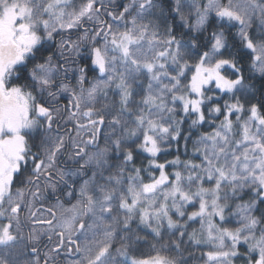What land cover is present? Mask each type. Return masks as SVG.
Returning a JSON list of instances; mask_svg holds the SVG:
<instances>
[{
    "label": "snow or ice",
    "instance_id": "1",
    "mask_svg": "<svg viewBox=\"0 0 264 264\" xmlns=\"http://www.w3.org/2000/svg\"><path fill=\"white\" fill-rule=\"evenodd\" d=\"M110 2L114 4V0ZM104 5L105 0H86L78 8L73 7L72 0H0V246L11 248L23 241L20 214L27 208L28 219L36 217L32 209L41 197V178L53 194L57 192V186L48 183L55 169L60 180L72 189L65 194H78L79 199L59 217L47 209L52 219L35 222L48 225L49 239L53 233L59 237L52 251L56 255L63 252L67 264H114L110 248L117 224L128 229L138 215L140 223L159 236L165 221L169 229L183 227L170 211L174 209L182 218L185 206L196 201L198 210L188 214V220L199 218L201 229L190 238L197 244L205 240L213 246L205 253L207 264H233L234 258H242L246 264H264V209L259 208L264 205V113L257 103H251L248 118L240 125V139H235L231 117L235 114L237 122L241 120L245 105L238 94L246 93L249 86L226 34L239 25L236 35L251 55V67L264 77V42L254 41L249 33L254 17L258 16L264 25V0H207L203 5L191 0L196 16L192 25L182 12L181 0H175L173 11L193 33L187 40L177 39L166 19L163 34L159 24L144 22L157 7L156 0H132L122 11H105L110 21L100 19ZM133 8L136 12L129 21L126 17ZM213 14L219 31L211 33L209 47L195 34L206 31ZM85 21L99 27L89 31ZM82 27L84 31L77 40L65 35ZM53 45L55 52L50 51ZM77 59L84 61V67H66ZM229 70L230 75L226 74ZM69 71L79 74L74 86L64 83ZM88 71L98 75L89 81ZM143 77L148 80L147 88L143 89L138 111L133 112L130 105L137 94L134 86L141 88ZM86 83L88 88L84 87ZM113 87L119 95V108L111 115L109 105L97 108L96 104L98 97H107ZM225 95L235 100H225L221 106L219 101ZM65 96L64 123L76 130L68 160L79 164V169L72 172L56 167L65 149V137L50 135L53 124L62 119L61 109L55 106ZM178 108L185 118L191 117L190 130L203 126L209 117L213 121L220 116L223 119L194 141V154L200 157V163L184 161L183 171L176 170L170 176L166 168L169 164L179 167V157L165 163H158L157 157L164 150L162 141H178L181 136L184 121L174 119ZM125 113L134 119H125ZM166 117L172 122H166ZM106 121L111 132L100 147L98 141ZM40 133L42 144L47 145L42 155L32 153L29 145V139ZM190 138L184 137L186 141ZM129 141H139L136 149L147 154L148 167L158 169L159 177L152 175L145 183L142 169L134 168L127 176L125 189V166L134 161L133 149L126 147ZM89 146L95 150L89 151ZM113 152L117 158L122 153L123 162L105 176L112 167L109 160ZM89 168L91 177L74 189L66 177L86 176ZM17 181L23 187L13 190ZM206 183L210 186L205 187ZM29 191L31 200L27 198ZM245 194L250 197L247 201ZM116 200L122 221L119 215H112ZM233 200L243 201L231 213L238 217L234 229L223 226L229 223L226 212ZM217 217L219 225L214 222ZM101 229L103 239H97ZM29 240L31 252L36 254L39 237L35 229ZM241 243L247 245L244 254L238 251ZM127 247L124 244L116 250L124 258L122 264H176L159 253L148 259L130 257ZM49 261L55 264V258L45 254V264ZM0 264L10 262L0 257Z\"/></svg>",
    "mask_w": 264,
    "mask_h": 264
},
{
    "label": "trees",
    "instance_id": "2",
    "mask_svg": "<svg viewBox=\"0 0 264 264\" xmlns=\"http://www.w3.org/2000/svg\"><path fill=\"white\" fill-rule=\"evenodd\" d=\"M158 3L159 8H162L163 11V17L166 19V22L168 26H171L173 29V34L176 36L177 39L181 40H187L189 36L193 35V33L190 32L188 27H185L182 25L179 20L177 19L176 12L173 11L174 4L172 0H156ZM113 5V3H110ZM258 17V16H257ZM254 17L252 20V25L249 28L250 36L254 39L256 42H264V25L261 24V21L259 18ZM211 23L206 25V31L201 33H196L199 41L203 44L205 41H207L208 46L210 47L211 42V33L216 30L219 31V27L216 25L215 17L212 16L210 18ZM239 25L229 29L227 31L228 36V42L231 46L232 50L237 53L235 55V59L237 61V66L241 69V74L245 78V84L249 86L248 91L244 94H238L241 98V103L245 105V111L242 113V117L248 116L247 108L250 106L251 103H257L260 106V110L262 113H264V77H261V75L252 69L251 67V55L248 53L247 50L243 49L242 42L240 41L239 37L236 35L238 32ZM204 49L202 48L201 51ZM84 67V63L82 66ZM88 74V72H87ZM94 77L98 73H91ZM226 74H231V70H229ZM92 75L89 77L92 79ZM23 83V81H21ZM87 84V83H86ZM219 95V93H217ZM228 100L229 102H233L235 100V97H229L227 95L223 96L222 99H220L219 103L221 106H223L224 101ZM205 113L207 114L208 106L205 107ZM233 116V115H232ZM210 118V117H209ZM208 118V121L203 124V126L197 128V129H191L190 130V124H191V117L185 118L181 113L178 114V121L183 119V123L180 125L181 128V136L178 138V141H171L165 142V148L162 147L164 150L158 154L157 162L158 163H165L166 161H171L173 159H176L179 157L180 161L182 162L179 167H174L172 165H168L166 168V172L171 176V174L176 170L183 171V162L184 161H193L195 163L200 162V157L196 154H194L193 150L195 148L194 141L199 137L200 134L204 132H211L213 129V124H208L210 119ZM222 119V116H220L218 119ZM232 118V117H231ZM220 119V120H221ZM111 132V129L108 127L106 129V132L104 136L102 137V141H105V137ZM41 134H36L35 139H29V145L33 151H37L38 153L40 150L39 145L35 141H40ZM117 135H119V130L117 131ZM191 136L190 139L187 141L184 139L185 136ZM238 135H240L238 133ZM113 139L115 136L112 137ZM104 146V144H103ZM134 151V161L131 164L126 165V168H129L130 170L134 168H141V178L143 182H148L151 179L152 175H157L159 170L154 168L148 167L149 157L147 154L142 153L138 151L135 147H132ZM123 162V154L119 156V158L116 157L115 153H110V160L109 163L112 165V167L107 172L116 171V165H120ZM143 169H148L147 171H143ZM153 173V174H152ZM186 175V173H185ZM125 176V175H124ZM174 179V177H172ZM125 180H127L125 178ZM249 195H244V201L249 200ZM231 202H234L231 201ZM237 202H243L238 200ZM192 206V205H191ZM191 208V207H190ZM259 208L264 209V205H259ZM259 215V213H256ZM216 220V219H215ZM217 224H220V221H215ZM199 224V221H191V224ZM229 223L231 221L229 220ZM136 223H132L133 231H143L144 233H141L140 241H136V237L133 235L134 241H132V246L134 248L142 249L143 247H146L148 250L147 254L141 253L140 256L145 255L144 257L150 256V251L154 250L155 246H160V255L165 252L164 256L170 259L175 260L176 264H204V257L206 250H204V247L199 244H195L192 239L184 238L183 235L177 234L174 230L168 229L163 231V233L159 236H157L154 232L144 229V228H138L135 226ZM135 227V228H134ZM125 232V230L123 229ZM126 233V232H125ZM176 234L177 241L173 239V236ZM177 244H179V247H177ZM153 248V249H152ZM158 249V247H157ZM247 250V245L241 243L238 246V251L241 254H244ZM147 251H145L146 253ZM141 258V257H140ZM234 262L236 264H246V261L242 258H234Z\"/></svg>",
    "mask_w": 264,
    "mask_h": 264
},
{
    "label": "rangeland",
    "instance_id": "3",
    "mask_svg": "<svg viewBox=\"0 0 264 264\" xmlns=\"http://www.w3.org/2000/svg\"><path fill=\"white\" fill-rule=\"evenodd\" d=\"M106 1L107 0H105V2ZM83 2H86V0H72L73 7H75V8H78L80 6V4L83 3ZM172 2H173L174 7H175V0H172ZM206 2H207V0H199V3L201 5H203ZM222 2L226 3L227 0H222ZM130 3H132V0H131ZM130 3H127V4H130ZM156 4H157V7L153 10L152 15L147 16L144 22H147L148 20H152L155 23L159 24V29L158 30H159V32L161 34H163L166 31V25L164 23L165 18L163 17L162 8L161 7L159 8L157 2H156ZM113 5H116V4H113ZM181 5H182V12L185 15V17L187 18L188 25L194 24L195 23V20H196V16H195L194 12H192L191 7H190L191 0H181ZM130 12H132L135 15L136 9L133 8V9L130 10ZM176 14H177V19L179 20V22L182 25L185 26V22L181 20L180 14H178V13H176ZM212 16H214V14ZM129 21H130V19H129ZM166 24H167V22H166ZM129 26H131V25L129 24ZM121 29L123 30V23L121 24ZM238 30H239V28H238ZM78 67H79V65H76L75 67L70 66L69 69L74 70V69H76ZM71 74L72 75L73 74L75 75V79L71 82L70 86H74L76 84V78H77V76L79 74L78 73H75L74 71H70V75ZM96 75H98V74H96ZM189 75H191V74L189 73ZM93 79L94 78H92V79L89 78V81H92ZM147 84H148L147 78L146 77H143L141 79V88L135 89V86H134V90L137 92V94L132 97V102H131V105H130V107L133 110V112L138 111V107L137 106L140 105V101L142 100V97H143V94H144L143 93V89H146L147 88ZM89 86L90 85L88 83L85 84V88H88ZM169 100H170V98H169ZM105 104L109 105V108L107 109V111L110 112L111 115H114L116 113V111L118 110V108H119V95H118V92L114 89V87L112 89H109L108 90L107 97H104V96L98 97V101H97L96 107L97 108H101ZM179 113H181L184 116L183 112L182 111H179V108H178L177 114H176V116L174 118L176 121H178V114ZM111 115H108V117H107L108 120L111 119ZM240 116H241V120L239 122H237V118H236V115L235 114L231 118L233 120V123H234V129L233 130H234V133H235V139H240V135H238V133L241 134L240 125L243 123L244 120H246L248 118V116L242 117V113L240 114ZM124 118L125 119H129V120L134 119V117L129 118L127 113H125V117ZM220 119H216L214 121L212 119H210V121H209L208 124L209 125L210 124H213V126L215 127V125L216 124H219L220 121L223 119V116H222V119L221 120ZM166 122L171 123L172 122V118L166 117ZM107 128H108V126H107V121H106L105 126H103L102 137L104 136ZM50 135L55 136L52 131H51ZM42 138H43V135L41 136L40 143H39V147H40L41 154L43 153V148L47 146L45 144H42V142H41L42 141ZM138 142L139 141H137L136 143H138ZM165 142L166 141H162L161 142L162 143V147H164V148H165V144H164ZM136 143H132L131 141H129L126 144V147H131L132 146V147H135L136 148ZM192 150L194 152V149H192ZM198 163H200V162H198ZM126 169H127V171H125V173H124V175H125L124 178L127 179V176H128V174H129V172L131 170L129 168H126ZM112 172H114V171H112ZM108 174H109V172H105V176H107ZM154 176L159 177V172H158L157 175H154ZM148 182H150V181H148ZM148 182H145V183H148ZM21 186L23 187V185H21ZM209 186L210 185H208L207 183L205 184V187H209ZM126 187H127V180H125V185H124V188L125 189H126ZM194 190H195V188H193V191ZM157 196H158V199L159 200H162V196H160L159 194H157ZM31 199H32V196L30 195L29 200H31ZM78 199H79V196H77V200ZM77 200L74 201L72 204H70V206L67 209L71 208L73 204L77 203ZM237 201L238 200H234V202H231V201L229 202L230 207L227 210L226 215L229 217V220L231 221V223H227V224H225L223 226L230 227V228H233V229L235 227H238V224L236 223L238 217H235V216H232L231 215V213H233L235 211V205L237 203H240V202H237ZM66 202L71 203V197L67 196ZM114 203L118 207V200L114 201ZM168 203H169V205H171V201L170 200H169ZM5 207H7V205H5ZM198 207H199V202L198 201H196L195 204L192 205V206L191 205H186L185 206V216L182 217V218L179 217V216H177L175 214V210L174 209L172 211H170V215L172 216V218L174 220H178L180 222V224L183 225V227H181L179 229H171V230H174L175 232H177V234H180V235H181V232H183V237L184 238H187L188 240L191 239L190 237L192 236L193 232H196L197 234H199L200 233V229H201L200 219L197 218L195 220H188V214H190L193 211L198 210ZM63 210H60L59 211V214H61V212H63ZM112 215H119L121 221L123 219V213L118 208H116V211H114ZM28 216H29V212L26 213L24 219H22L21 218V215H20L21 232H22L23 237H24L23 241L19 242L16 246L11 247V248H6L4 246H0V257L6 259L8 262H10V264H26L27 260L30 259V257H28L30 255H29V253L27 251V246L25 244V237L27 236V234H32L33 229H35V231L37 230L38 232L41 231V227L42 226H40V225L35 226L34 223L32 222V220H29L28 219ZM215 219L219 221V218L218 217L215 218ZM109 220H111V217H109ZM191 221H195V222L196 221H199L200 223L199 224H195V223H192L191 224ZM3 222L6 223L7 221L4 220ZM88 222L90 223L91 220L89 219ZM133 222L136 223L137 226L136 225L135 226L138 227V228L140 227V228H144V229H147V230L152 231L150 227H147V226H145V225H143V224L140 223L139 216L138 215L130 223H133ZM262 227H264V225H262ZM131 228H132V224H131ZM123 229H124V227H123V224L122 223H119V224L116 225V233H115L114 239L112 241V243H115V244H112V245H115V249H113L111 251L112 256L115 258L114 264H122V261H123L124 258L121 257L119 255V253H117L116 250L118 248H120L122 245L126 244V241H125L126 239H128V241L131 240V247L127 244V246H128L127 247V251H128V254H129L130 257H135L137 259H148L150 257H155L158 253L160 254V246H155L154 247V250H151L150 251V256H147V257H144L145 255L140 256L142 252H143V254H147L148 253L147 248L146 247H143L142 249L134 248L132 246V241H134L133 235L137 238L136 239L137 242L140 241V238L142 236L141 233H144V232L141 231V230L137 232V230L136 231H133V229H132L130 231V233H128V232L125 233L123 231ZM168 229L169 228L167 227V221H165L164 224H163V226L160 229V233L162 234L163 231L168 230ZM100 231H103V230L101 229L98 232H100ZM98 232H97V234H98ZM256 235L257 236L260 235L259 229H257ZM100 236H101L100 239H103V234L100 235ZM172 236H173V239H175V241H177V237L178 236L176 234H174ZM96 238L99 239L98 235H97ZM195 244H197V243H195ZM112 245H111V248H112ZM199 245H201V247L202 246L204 247V250H206V253L208 251L212 250V248H213V246L211 244L207 243L205 240H201V242L199 243ZM157 247H158V249H157ZM145 251H147V252L145 253ZM164 253L165 252H163V254H161V255L164 256L165 255ZM35 258H38V257H35ZM34 262H35V259L32 258V261L29 262V263H27V264H34ZM204 264H207V257H206V255L204 257ZM233 264H236V263L233 262Z\"/></svg>",
    "mask_w": 264,
    "mask_h": 264
},
{
    "label": "flooded vegetation",
    "instance_id": "4",
    "mask_svg": "<svg viewBox=\"0 0 264 264\" xmlns=\"http://www.w3.org/2000/svg\"><path fill=\"white\" fill-rule=\"evenodd\" d=\"M131 0H114V4L116 5H111L110 0H107L105 2V5L103 8H101V16L100 19L104 20V21H110V18L106 17L104 15L105 11H122L123 10V6L126 5L127 3H130ZM100 5L98 4L97 7H99ZM134 15L132 12H130L129 16L126 17L127 20L131 19V16ZM85 27H87L89 29V31H92L93 28L95 27H99V25L95 24L94 22H88L85 21ZM84 31V28L82 27L79 31L77 30H71L69 33H66L65 35L72 39V40H77L78 37L81 35V33ZM60 37L57 36L56 40L57 43L59 41ZM51 52H55L56 51V46L53 45V47L50 49ZM56 57H54L55 59ZM61 63H63V61H61ZM84 63L83 60L77 59L74 61H70L66 67L69 68L70 66L75 67L76 65L82 66V64ZM61 71L63 72V69H61ZM91 71H88V79L89 77L92 75ZM92 77L94 78V76L92 75ZM75 79V75L71 74L70 75V71L67 73V78L64 80V83L66 84H71V82ZM85 87V85H84ZM67 103V97L65 96L63 99L60 100V102L55 106L57 108H60L62 111V119L58 120L56 123L53 124L52 126V132L53 134L56 135H62L65 137V149L61 151V153L58 156V162L56 167L61 169L62 171L65 172H72V171H77L79 169V164L74 163L72 161L68 160V155L69 153L72 151L71 148V137H74L76 135V130L75 128L69 124V125H65L64 121L67 118V113L63 112V107L66 105ZM69 129H71V131H69ZM103 132V130H102ZM102 132L100 133V138H99V146L103 147V144L105 143V141H102ZM41 134V133H40ZM88 138V134L85 133L84 134V139ZM37 142V144L39 145L40 141H35ZM95 148H93L92 146H89V151H94ZM32 153H36L38 155H42L41 151L39 150L40 153H38L37 151H33L31 149ZM82 163V161H81ZM92 175V169L89 168L87 170V175L86 176H77V177H71L68 176L66 177V179L69 180V182L72 184L74 189H78L79 184L83 182L84 179H87L89 177H91ZM39 183V187L41 189V197L39 200L35 201V205L34 208L32 209L33 211L36 212V217L32 219V222L34 223L35 226H42L41 227V231H37L36 230V235L39 237V243L37 245L38 248V252L36 254H33L31 252V242L29 240V236L30 234H27V236L25 237V244L27 246V251L29 253L30 259L27 260L26 264L32 261V258L35 259L34 264H45V254H49L50 256H53L55 258V264H67V258L65 257L64 253L61 252L60 255H56L52 250L56 247L59 237L53 233L51 234V239H49V234H47L46 230L48 228L47 224H43V223H38L35 222L36 220H51L52 219V214L51 212L47 211V209H52V211H55L57 213V216L59 217V211L63 210V209H67L70 204H72L74 201L77 200V196L78 194H75L71 197V203L66 202V198L67 195L65 194L67 191H70L72 189H70L67 185H65L61 180L60 177L56 174L55 169L52 172V176H51V180L48 181V183L50 184H54L57 186V192L55 194L52 193V190L50 187H47V185L44 182V179L41 178V180L38 182ZM18 187H22L21 184L19 183V181H17V183L14 185V189ZM31 195V192H28V199ZM57 205H62V207H57ZM118 208V207H117ZM26 213H28V209L25 208L23 210V212L20 214L21 218L24 219ZM39 217V218H38ZM38 218V219H37ZM53 223H56V221H54ZM39 228V227H38ZM125 232L130 233L131 231V223L128 229H124ZM59 229H56V232H58ZM103 234V231L98 232V237L100 239V235ZM128 238V237H127ZM81 240H83V236H81ZM126 241V245L128 244L131 247V240L128 241V239L125 240ZM115 244V243H112ZM115 249V245H112V248H110V252ZM38 257V258H35ZM49 264H52V261H49Z\"/></svg>",
    "mask_w": 264,
    "mask_h": 264
}]
</instances>
